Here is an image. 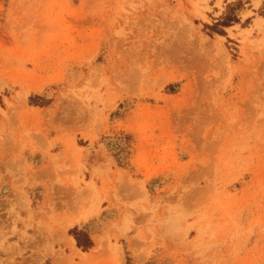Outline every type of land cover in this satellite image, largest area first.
<instances>
[{
	"label": "rangeland",
	"instance_id": "374dc122",
	"mask_svg": "<svg viewBox=\"0 0 264 264\" xmlns=\"http://www.w3.org/2000/svg\"><path fill=\"white\" fill-rule=\"evenodd\" d=\"M260 19L0 0V264H264Z\"/></svg>",
	"mask_w": 264,
	"mask_h": 264
},
{
	"label": "trees",
	"instance_id": "16d2710c",
	"mask_svg": "<svg viewBox=\"0 0 264 264\" xmlns=\"http://www.w3.org/2000/svg\"><path fill=\"white\" fill-rule=\"evenodd\" d=\"M239 2H237V6H239ZM230 11L233 9V5H230V7L228 8ZM229 11V12H230ZM226 13L225 15H224V17H222V19H221V21L220 22H218V23H216V24H214L213 26H211V27H209V28H211V29H213L214 27H216V25H222V26H227V25H230L231 23H233V22H236L237 21V19H236V17L235 16H232L230 13ZM217 33H220L221 31L220 30H218V29H214Z\"/></svg>",
	"mask_w": 264,
	"mask_h": 264
},
{
	"label": "bare ground",
	"instance_id": "6f19581e",
	"mask_svg": "<svg viewBox=\"0 0 264 264\" xmlns=\"http://www.w3.org/2000/svg\"><path fill=\"white\" fill-rule=\"evenodd\" d=\"M262 21H264V20H261V19H260V20L258 21V23H260V22H262ZM70 243H71V244H70L71 249H69V250H71L73 253H75L76 250H75V248H74L75 245H74V241L72 240V238H71V242H70ZM71 251H70V252H71Z\"/></svg>",
	"mask_w": 264,
	"mask_h": 264
}]
</instances>
